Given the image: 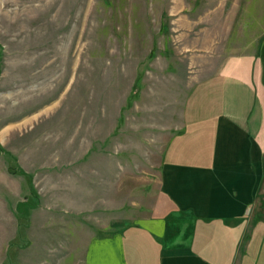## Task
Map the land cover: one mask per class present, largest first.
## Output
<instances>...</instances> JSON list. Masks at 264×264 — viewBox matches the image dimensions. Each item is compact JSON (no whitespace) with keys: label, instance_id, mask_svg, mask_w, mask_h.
<instances>
[{"label":"rangeland","instance_id":"rangeland-1","mask_svg":"<svg viewBox=\"0 0 264 264\" xmlns=\"http://www.w3.org/2000/svg\"><path fill=\"white\" fill-rule=\"evenodd\" d=\"M263 36L264 0H0V264H83L146 214L209 54Z\"/></svg>","mask_w":264,"mask_h":264},{"label":"crops","instance_id":"crops-1","mask_svg":"<svg viewBox=\"0 0 264 264\" xmlns=\"http://www.w3.org/2000/svg\"><path fill=\"white\" fill-rule=\"evenodd\" d=\"M189 100L155 204L91 237L83 264H264V36L253 53L209 54Z\"/></svg>","mask_w":264,"mask_h":264}]
</instances>
